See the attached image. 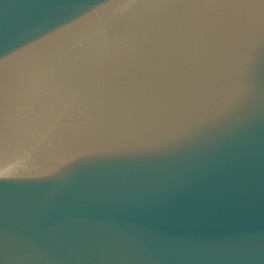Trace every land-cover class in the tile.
I'll return each mask as SVG.
<instances>
[{"label": "water", "instance_id": "water-1", "mask_svg": "<svg viewBox=\"0 0 264 264\" xmlns=\"http://www.w3.org/2000/svg\"><path fill=\"white\" fill-rule=\"evenodd\" d=\"M0 264H264V0H0Z\"/></svg>", "mask_w": 264, "mask_h": 264}]
</instances>
